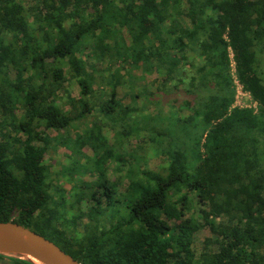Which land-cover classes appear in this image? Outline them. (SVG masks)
<instances>
[{"label": "trees", "instance_id": "obj_1", "mask_svg": "<svg viewBox=\"0 0 264 264\" xmlns=\"http://www.w3.org/2000/svg\"><path fill=\"white\" fill-rule=\"evenodd\" d=\"M28 3L0 0V222L30 228L82 264H264V0ZM199 59L196 81L187 66ZM107 61L157 68L187 87L193 101L177 104L188 117L157 115L173 128L150 132L155 153L169 141L164 170L140 167L147 156L122 155L123 142L109 136L138 134L140 103L157 104L166 80L142 102L129 88L125 104L118 88L126 85ZM235 79L257 108L231 107ZM68 82L81 89L66 96L69 111L60 95ZM52 130L68 135L53 139ZM136 139L143 149L146 138ZM53 141L74 155L76 173L96 179L55 188L46 164ZM110 168L126 173L123 190L110 183ZM205 228L211 236L198 250L195 234ZM7 258L34 264L3 254L0 264Z\"/></svg>", "mask_w": 264, "mask_h": 264}, {"label": "rangeland", "instance_id": "obj_2", "mask_svg": "<svg viewBox=\"0 0 264 264\" xmlns=\"http://www.w3.org/2000/svg\"><path fill=\"white\" fill-rule=\"evenodd\" d=\"M26 5H28V0H24ZM28 3V4H27ZM128 34H126V38H128ZM192 47V46H191ZM85 54L88 53V48L84 49ZM188 55L192 56L193 52L191 49L188 50ZM232 58V55H231ZM261 59V67L263 68L264 71V55L260 56ZM193 62L191 65L187 66V69H189L188 74L189 77H195L196 81L200 80V75L198 73V68L201 66V63L199 61H202V59L199 60H190L189 63ZM116 62V61H115ZM105 67H110L113 70H116V72L122 76V79L124 81V85L122 87L118 88V99H121L123 103L129 104L132 103L131 96H133L132 93H130V89L134 87L135 93L134 95H140L141 97L138 98L139 102L143 101L142 94L148 93L151 91H155L156 88V82L158 83V86L162 85L164 80H166V85H167V91L168 94L163 95L162 97L157 98L158 103L153 105H150V103L146 100V104H141L142 106L141 113H139L140 118L138 117V122L140 124L139 126V133H133L131 137H129L127 140L124 138L123 140H118L115 138L114 134L110 133L109 140L110 144H117L119 141L123 142L124 148L122 155L128 154V152H131V154L139 156L141 158H145L147 156L145 162H142L139 164L140 167H145L146 165L151 169L155 171H162L166 168L167 166V156H165L164 153H162V150L166 148L168 145L169 141H164L162 145L158 147L159 152L155 153V151L152 149L153 142L151 138L154 136V134L151 135V129L152 126L155 127L159 130H162V128H173L172 127V121L168 120V117L165 119L161 120L158 119V116L161 117L163 116H169L173 112H176L175 114L179 118H184L188 117L187 115L188 110L179 108L182 106V104H177V100L180 101V103L183 102L184 99L186 100H192V97H189L187 94V87L183 86L182 83H179V77L175 75V80L171 81L170 79H167L165 76H160L159 69L154 68V73L148 74V73H143L142 69L135 70L134 68L130 67L127 64H124L122 62H116L112 63L110 65V62L107 61L104 63ZM232 68H234V63L232 61ZM109 73V71H106ZM163 77V78H162ZM163 79V81H162ZM235 86H236V94L234 101L232 103L231 107H253L257 108V103L253 100L252 96L250 93H247L243 90L240 84L237 83V80L235 79ZM172 82L179 83V87H184L183 90H180L181 88H177L176 86L172 85ZM190 83L191 81H186L185 83ZM69 92L67 91H61V96H63L64 99H62V104L64 105V108L69 111V106L66 105V96L68 93L71 94L72 97L79 98L81 95V89L76 83L73 82H68L67 83ZM108 91L110 89L108 88ZM161 95V94H160ZM157 96V95H156ZM194 103V102H193ZM146 107L144 108V106ZM155 118L157 119L156 122L154 121ZM92 119L88 118L86 121L80 122L78 121V125L74 128H72V134L75 136L76 133H78L79 130L85 129L87 125L90 124ZM49 136L52 137L53 139L59 138V136L66 137L68 134L66 131H57V130H52L49 131ZM141 134L144 136L147 141V143H144V148L141 150L136 149L135 143L137 142L136 135ZM125 149V150H124ZM136 150L139 152H136ZM84 153L88 155L89 157H92L94 155L92 149L90 147H85L84 148ZM154 153V154H153ZM46 164L50 167L52 173H53V185L55 188H59L60 190H63L64 192H72L76 186H80L78 181H94L96 178L91 176L90 173H82L81 176L79 173H76L75 169L77 168V162L74 160V155H72L71 151L67 149L63 145H58L56 141H53L52 147L46 156ZM84 164H86V160H83ZM135 163H138L137 160H134ZM115 166V163L113 164ZM73 169V172H69V169ZM111 169V168H110ZM115 169H111V174L109 175L108 179L111 184L113 183H118L119 187L121 190L124 189V187L127 185V179L125 178L126 173H115ZM118 181V182H116ZM194 218L200 217L199 215H194ZM211 236V231L209 228H205L200 232H197L195 234V241H194V247L198 250L203 249V241L206 237ZM9 256V255H7ZM11 256V255H10ZM9 256V257H10ZM15 257V256H12ZM12 262L10 261L9 258L3 260L1 264H11Z\"/></svg>", "mask_w": 264, "mask_h": 264}, {"label": "water", "instance_id": "obj_3", "mask_svg": "<svg viewBox=\"0 0 264 264\" xmlns=\"http://www.w3.org/2000/svg\"><path fill=\"white\" fill-rule=\"evenodd\" d=\"M0 237L3 255H30L46 264H82L54 241L14 221L0 222Z\"/></svg>", "mask_w": 264, "mask_h": 264}, {"label": "bare ground", "instance_id": "obj_4", "mask_svg": "<svg viewBox=\"0 0 264 264\" xmlns=\"http://www.w3.org/2000/svg\"><path fill=\"white\" fill-rule=\"evenodd\" d=\"M0 238H2V237H0ZM24 257H25L26 259L32 261L34 264H46V263H44L43 261H41V260H39V259H37V258H35V257H33V256H30V255H24Z\"/></svg>", "mask_w": 264, "mask_h": 264}]
</instances>
